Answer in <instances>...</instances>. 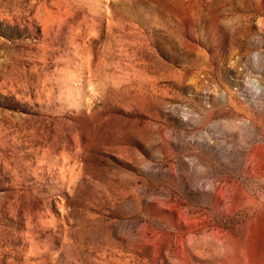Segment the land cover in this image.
I'll return each mask as SVG.
<instances>
[{"label": "rangeland", "instance_id": "374dc122", "mask_svg": "<svg viewBox=\"0 0 264 264\" xmlns=\"http://www.w3.org/2000/svg\"><path fill=\"white\" fill-rule=\"evenodd\" d=\"M0 264H264V0H0Z\"/></svg>", "mask_w": 264, "mask_h": 264}]
</instances>
